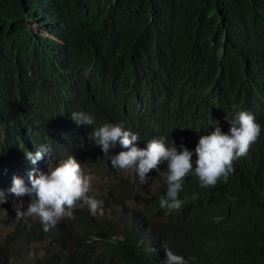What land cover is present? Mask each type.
<instances>
[{"label":"trees","instance_id":"1","mask_svg":"<svg viewBox=\"0 0 264 264\" xmlns=\"http://www.w3.org/2000/svg\"><path fill=\"white\" fill-rule=\"evenodd\" d=\"M240 110L255 114L259 138L227 182L202 188L189 174L179 210L159 206L166 162L149 198L124 205L129 173L71 119L85 111L140 139L166 137L194 162L193 136L230 128ZM47 135L108 177L103 202L120 206L98 219L76 209L49 231L32 216L10 220L0 264H165L160 246L138 243L144 224L188 264H264V0H0V185ZM35 243L43 251L26 258Z\"/></svg>","mask_w":264,"mask_h":264},{"label":"clouds","instance_id":"2","mask_svg":"<svg viewBox=\"0 0 264 264\" xmlns=\"http://www.w3.org/2000/svg\"><path fill=\"white\" fill-rule=\"evenodd\" d=\"M255 117L251 112L240 110L235 119H228L230 128L221 122L198 132L191 140L196 143L193 162V150L181 144L178 151L173 143L171 146L166 143V137L140 139L138 134L126 130L121 122L96 123L94 116L85 111L71 113V119L77 126L92 128L91 133L84 130L83 136L99 146L108 158L104 160L114 172L126 176L134 172L139 182L144 184L148 181L150 170H155L156 173L159 165L166 162L164 179L167 191L160 198L159 206L167 210H179L182 207L184 201L179 198V193L189 174L198 177L202 188L215 186L221 179L227 182L234 171V161L247 156L261 134V125L256 122ZM66 151L55 137L47 135L40 140V146L34 153L25 154L26 158L21 161L20 169L5 176L3 185H0V204H5L13 196L25 199L33 196L26 210H22V200L14 201L13 207L17 216L39 217L44 231L54 228L61 220L74 218L76 209L85 208L97 219L114 214V209L116 213L119 202L113 208L105 205V197L111 201L109 187L105 194L94 180V177L98 178L108 186V177L100 178L86 163L83 167L77 159L80 156L64 157ZM192 198L196 199L197 195L194 193ZM140 230L138 243L160 246L161 254L165 253L167 257L165 264H188L183 256L166 247V238L156 229L144 224ZM111 239L113 243L117 240L123 242L124 237L114 235ZM151 251L154 252L155 249Z\"/></svg>","mask_w":264,"mask_h":264},{"label":"rangeland","instance_id":"3","mask_svg":"<svg viewBox=\"0 0 264 264\" xmlns=\"http://www.w3.org/2000/svg\"><path fill=\"white\" fill-rule=\"evenodd\" d=\"M32 27L35 29L38 28L36 25H32ZM148 175H149L148 181L144 184H141L136 174L134 172H130L129 177L132 180L133 185H132V192L125 199V203L127 205H133L134 208L138 207L139 205H141L143 201L147 200L149 196L152 194L155 185V170H150ZM94 180L95 183L100 186V190H102V192L106 194V190L108 189V186L102 181L98 180V178L94 177ZM29 198L25 199L23 197L13 196L10 199H8L5 204H0V242L9 233L10 226L8 225V221L16 220V219H25L26 217V216L21 217L16 215V212L13 207V202L22 200L23 201L22 210H26L28 204L31 202V200L34 197L31 196ZM32 218L34 220H40L39 217L36 216H32ZM152 218L154 220H160L158 216H153ZM44 246L45 245L42 243H35L29 247H25V249L23 250V254L28 259L33 258L36 254H40L43 251Z\"/></svg>","mask_w":264,"mask_h":264}]
</instances>
